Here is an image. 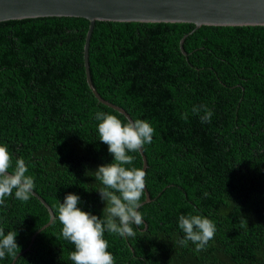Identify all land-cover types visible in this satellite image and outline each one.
Here are the masks:
<instances>
[{
	"label": "trees",
	"instance_id": "trees-1",
	"mask_svg": "<svg viewBox=\"0 0 264 264\" xmlns=\"http://www.w3.org/2000/svg\"><path fill=\"white\" fill-rule=\"evenodd\" d=\"M86 29H0V145L13 161L25 160L33 192L53 216L13 264H72L74 246L56 219L66 195L79 196L81 211L103 219L93 172L112 157L98 141L95 114L127 121L85 83ZM189 32L93 26L89 38L97 95L154 129L141 149L144 224L133 225L135 238L104 234L114 264H264V33ZM183 35L185 56L178 48ZM200 105L212 112L210 122H201L203 110L191 111ZM130 155L126 167L141 169L138 151ZM190 214L216 225L200 252L177 243L178 218ZM48 218L32 196L21 202L13 193L0 205V228L17 231L20 252Z\"/></svg>",
	"mask_w": 264,
	"mask_h": 264
},
{
	"label": "clouds",
	"instance_id": "clouds-1",
	"mask_svg": "<svg viewBox=\"0 0 264 264\" xmlns=\"http://www.w3.org/2000/svg\"><path fill=\"white\" fill-rule=\"evenodd\" d=\"M203 110L201 122H210L212 112L207 106H194L192 112L198 114ZM187 118V113L182 119ZM98 141L107 145L111 163L98 166L93 172L95 180L102 187L99 191L104 204L103 219L78 208L80 197L75 194L65 196L63 203L59 202L56 209V219L61 225L60 235L74 246L69 253L72 264H114V257L108 251V241L105 232L120 238H135L136 228L144 224L143 216L138 211L145 195L146 172L132 165L134 157L130 153L141 150L146 144H151L154 129L145 120L135 119L122 121L116 115L97 112ZM12 169L9 172V169ZM28 167L23 158L13 161L7 146L0 145V205L5 198L12 196L27 202L34 190V177L27 175ZM178 228L183 238L177 243L187 246L189 242L195 245V251L205 249L216 233V225L201 215H181L178 218ZM17 231L5 234L0 228V259L6 256L16 259L20 247L16 243Z\"/></svg>",
	"mask_w": 264,
	"mask_h": 264
},
{
	"label": "water",
	"instance_id": "water-1",
	"mask_svg": "<svg viewBox=\"0 0 264 264\" xmlns=\"http://www.w3.org/2000/svg\"><path fill=\"white\" fill-rule=\"evenodd\" d=\"M87 26L82 46L85 83L98 103L131 120L118 106L101 99L89 77L87 49L93 26L175 30L211 33H264V0H0V29ZM183 35L178 48L182 50ZM141 170H145L142 151ZM145 191V190H144ZM46 209L48 221L35 231L47 228L52 219L48 206L34 192L31 195ZM149 202L145 191L141 205ZM16 257V258H17ZM15 260H12L11 264Z\"/></svg>",
	"mask_w": 264,
	"mask_h": 264
}]
</instances>
